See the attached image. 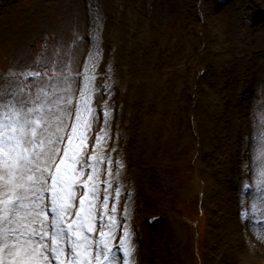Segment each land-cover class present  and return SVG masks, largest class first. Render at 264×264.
Listing matches in <instances>:
<instances>
[{
    "label": "rangeland",
    "instance_id": "374dc122",
    "mask_svg": "<svg viewBox=\"0 0 264 264\" xmlns=\"http://www.w3.org/2000/svg\"><path fill=\"white\" fill-rule=\"evenodd\" d=\"M206 2L200 33L192 0H18L0 16V70L32 68L45 80L59 77L36 61L56 51L66 61L74 52L73 71L64 70L63 76L75 77L82 53L91 48L84 40L91 22L98 29L92 46L93 53L100 49L98 72L109 60L110 38L117 47L110 61L126 93L116 98L130 117L122 122L126 135L120 147L129 156L134 120L148 118L139 154L149 155L151 162L160 156L163 167L157 171L162 185L154 189L157 204L152 205L156 211L165 208L170 225L180 232L175 241L182 261L160 250L153 264H264V239L256 235L264 237V224L254 223L264 217V22L252 17L255 4L264 0L218 7L214 0ZM198 64L208 71L199 85L195 141L186 124L187 91ZM246 83L253 86L252 97L241 102ZM40 84L34 79L14 89L30 90L34 98ZM9 89L0 76V97L10 99ZM95 127L97 114L90 135ZM243 182H251L254 191L245 193ZM124 190L117 210L124 203L137 218L153 207ZM243 206L252 210L250 222L243 221Z\"/></svg>",
    "mask_w": 264,
    "mask_h": 264
},
{
    "label": "snow or ice",
    "instance_id": "6c2138e0",
    "mask_svg": "<svg viewBox=\"0 0 264 264\" xmlns=\"http://www.w3.org/2000/svg\"><path fill=\"white\" fill-rule=\"evenodd\" d=\"M99 54L97 46L75 77L63 76L64 70L73 71L75 53L62 61L58 51L36 64L59 77L45 80L32 68L10 74L41 84L34 98L24 88L10 99L0 97V264H136L133 232L116 216L121 192L113 184L119 174L100 151L107 131L86 152L96 119ZM109 116L103 112L105 125ZM100 165H106L103 171ZM102 175L109 179L101 181ZM118 230L119 243L113 246Z\"/></svg>",
    "mask_w": 264,
    "mask_h": 264
},
{
    "label": "bare ground",
    "instance_id": "6f19581e",
    "mask_svg": "<svg viewBox=\"0 0 264 264\" xmlns=\"http://www.w3.org/2000/svg\"><path fill=\"white\" fill-rule=\"evenodd\" d=\"M262 7H264V3H263V5H262ZM229 183H230V181H229ZM225 215L227 216V212L225 213ZM232 237V236H231Z\"/></svg>",
    "mask_w": 264,
    "mask_h": 264
}]
</instances>
